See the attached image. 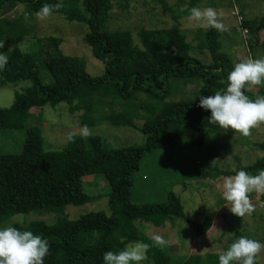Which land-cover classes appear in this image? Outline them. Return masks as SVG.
Returning a JSON list of instances; mask_svg holds the SVG:
<instances>
[{
    "label": "trees",
    "instance_id": "16d2710c",
    "mask_svg": "<svg viewBox=\"0 0 264 264\" xmlns=\"http://www.w3.org/2000/svg\"><path fill=\"white\" fill-rule=\"evenodd\" d=\"M155 1L174 21L187 14L196 2L189 0L186 8H172L165 0ZM58 2L60 0H0V41L10 33L14 34L15 41L27 31L24 27L17 28L15 20L4 15L12 7L22 4L31 15L45 3ZM62 2L64 6L54 13L68 21L85 24L83 41L90 54L103 64V74H88L82 58L62 53L58 37H31L27 50L21 51L13 45L8 51V63L0 71V86L20 80H29L30 84L15 92L7 107H0L1 133L24 128L18 153L0 151V211L26 209L60 214L66 206L85 204L102 192L107 212L88 210L75 218L61 214L51 223L35 219L22 230L32 231L49 242L50 251L44 264H104L105 252H118L129 242L153 245L151 240L137 233L138 221L160 226L170 218L184 219L182 205L170 189H163L161 194L151 192L150 200L134 199L133 178L149 152L180 147V131L172 126L194 132L189 152L200 150L202 158L203 151L207 155L203 132L219 127L208 123L211 113L198 106L200 96L213 95L226 87L227 74L233 64L220 50L214 29L196 30L194 48L207 51L210 60L205 62L191 54L193 47L185 40L177 22L164 28H140L133 36L128 29H105L106 14L97 0ZM114 4L123 11L129 8L127 0H117ZM248 28L250 33L252 27ZM248 47L251 48L250 43ZM173 79L198 80L200 85L192 97L167 100ZM245 94L255 99L264 95V87L245 90ZM138 95L152 100L136 103ZM59 102L66 103L69 112L81 110L79 124L82 126L103 122L129 126L141 132L144 140L138 145L112 147L98 135L82 138L77 134L60 149L43 150L39 128L24 126L23 120L30 107ZM256 145L264 150V142ZM262 169L264 155L235 167L236 171L244 170L253 175ZM181 170V167L172 168L165 181L179 182ZM194 171L201 177L233 174L214 166L198 167ZM87 175L89 180H85ZM99 180L103 182L100 192L94 185ZM164 183L161 181L159 186ZM89 188L99 194L92 195ZM260 197L264 201V195ZM190 225L193 234L199 236L209 227V222L204 219L202 223L192 221ZM121 226L132 232L121 238L118 235ZM166 248L168 246L150 247L155 264H167ZM219 253H189L179 264H218Z\"/></svg>",
    "mask_w": 264,
    "mask_h": 264
},
{
    "label": "rangeland",
    "instance_id": "374dc122",
    "mask_svg": "<svg viewBox=\"0 0 264 264\" xmlns=\"http://www.w3.org/2000/svg\"><path fill=\"white\" fill-rule=\"evenodd\" d=\"M117 0H97L99 8L105 11L106 17L103 27L108 30L128 29L134 36L140 28H164L172 24H178L185 35V40L192 45L191 54L208 62L210 57L206 50L199 51L194 48L196 44L195 34L198 27L190 22L187 14L180 15L174 21L168 12H164L155 0H127L128 10L115 7ZM172 8H186L189 0H165ZM194 7L214 8L228 30L217 33V41L220 50L225 52L231 63L239 62L249 55L252 58L264 57V0H196ZM237 13V16L234 15ZM13 18L17 28L24 27L26 32L14 41V34H8L3 38L4 47L2 54L16 45L21 51L29 47V38H45L48 36L60 39L59 49L62 53L82 58L85 71L92 76L103 74V64L94 58L89 48L83 41L86 32L85 24L78 21H68L60 14L53 13L46 20H38L35 14L28 15L22 4L12 7L4 14ZM239 17V18H237ZM247 28L242 32L243 27ZM252 30L249 33V28ZM14 33V32H13ZM251 44V48L248 44ZM42 73V71H41ZM46 75V74H45ZM29 80H20L14 83H4L0 86V107H7L15 92L22 91L29 86ZM200 85L198 80L173 79L167 100L189 98L194 95ZM264 87V85H262ZM259 87V86H258ZM258 87L252 88L256 91ZM148 97L138 95L135 102L148 101ZM154 102V101H153ZM119 106V105H118ZM102 108H98L100 111ZM81 110L68 111V105L59 102L54 105L45 104L41 107H30L23 122L24 126H36L40 130L41 145L43 150L60 149L68 140L70 133H79L82 125L79 124ZM92 134L98 135L112 147H121L141 144L144 136L136 128L129 126H116L108 123H96L88 126ZM180 131L181 145L178 148L150 154L141 163L139 172L134 175L132 195L134 199L143 201L153 197L151 192L161 194L163 189H170L177 195L184 215V219L170 218L163 225L153 226L147 222L138 221L136 231L147 239L153 234H159L168 242L165 249L168 256L167 264H179L189 253L204 254L206 252H221L227 249L233 239L246 236L264 244V201L259 194H250V199L255 206V211L250 216L239 218L229 211L222 198V181L226 176L235 174L238 164L251 163L256 158L264 155V150L259 149L256 143L264 142V125L252 129L249 137H243L231 130H204L203 143L206 146L207 155L201 157L200 150L189 152V145L195 137L194 132L182 126H172ZM24 128L7 129L0 132V151L6 153H18L24 138ZM214 166L220 170H228L233 174L218 173L212 177L198 175L195 168ZM182 168L179 182L165 181L167 174L174 168ZM89 176V175H87ZM85 178L89 180L90 176ZM167 180V179H166ZM165 182L159 186L160 182ZM100 192L103 182L94 184ZM91 194H99L93 188H89ZM102 193V192H101ZM100 193L89 202L77 206H66L62 213L26 209L12 211H0V227L11 224L20 230L28 226L29 221L40 219L46 223L53 222L57 216L63 214L68 218H75L78 214L88 210H106L105 197ZM208 220L209 227L199 236L193 234L190 222L202 223ZM189 221V222H188ZM130 228L121 226L118 235L122 238L131 233ZM130 243V242H129ZM128 244V243H127ZM126 244V245H127ZM147 260L141 264H155L148 252ZM260 264H264V251L261 253Z\"/></svg>",
    "mask_w": 264,
    "mask_h": 264
},
{
    "label": "clouds",
    "instance_id": "9594fccd",
    "mask_svg": "<svg viewBox=\"0 0 264 264\" xmlns=\"http://www.w3.org/2000/svg\"><path fill=\"white\" fill-rule=\"evenodd\" d=\"M63 2L45 3L35 13L38 20H46L55 11L63 7ZM187 19L198 27L218 32L228 30L218 12L212 7H192ZM4 47L0 41V48ZM8 63V57L0 53V71ZM264 85V57H243L236 62L227 74L226 87L217 90L213 95L200 96L199 107L209 110V124L217 125L225 131L239 133L249 137L252 129L264 125V95L255 99L249 98L245 90ZM77 133H70L68 140L72 141ZM78 135L86 138L92 135L87 125L79 129ZM264 195V169L258 174H250L244 170L235 171L234 175L226 176L222 181V198L229 211L242 218L250 216L255 206L250 194ZM154 246L164 247L167 241L159 234L150 237ZM150 245L142 241H133L118 252L107 251L103 254L104 264H141L147 260ZM49 242L41 235L29 230H20L8 224L0 227V264H44L49 255ZM264 244L260 241L240 236L230 243L226 250L218 254V264H260Z\"/></svg>",
    "mask_w": 264,
    "mask_h": 264
},
{
    "label": "built area",
    "instance_id": "2783aa9c",
    "mask_svg": "<svg viewBox=\"0 0 264 264\" xmlns=\"http://www.w3.org/2000/svg\"><path fill=\"white\" fill-rule=\"evenodd\" d=\"M234 15L237 16V13L234 12ZM237 18H239V17H237ZM245 31H246V29H242V32H245Z\"/></svg>",
    "mask_w": 264,
    "mask_h": 264
}]
</instances>
